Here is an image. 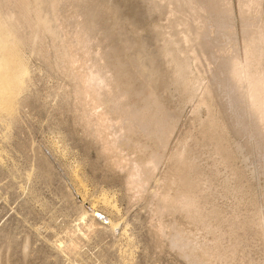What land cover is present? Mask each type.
Masks as SVG:
<instances>
[{
  "label": "rangeland",
  "instance_id": "374dc122",
  "mask_svg": "<svg viewBox=\"0 0 264 264\" xmlns=\"http://www.w3.org/2000/svg\"><path fill=\"white\" fill-rule=\"evenodd\" d=\"M231 3L238 57L250 78L264 84V29L244 43L237 0ZM32 4L42 35L34 41L35 28L27 29L32 40L20 28L17 36L22 32L19 39L29 42L19 48L24 74L8 108L0 103V264H264V150L250 126H239L243 112L232 107L216 63L190 61V79L200 83L191 94L171 82L157 86L174 120L164 144L123 119L116 106L92 110L108 115L109 138L121 131L114 154L122 168L116 167L83 123L69 73L54 64L52 35L72 38L81 27L107 25L102 7L115 6L118 28L129 36L136 29L134 37L145 45L142 54L129 52L131 63H150L138 81L144 89L160 63L146 31L159 18L140 12L142 0H60L55 16L49 3ZM247 4L258 6L260 16L251 24L259 27L264 0ZM115 36L96 32L89 53L102 54L120 39ZM230 52L228 46L222 55ZM128 104L133 108V100ZM120 121L130 130L119 128ZM153 159L158 165L149 168ZM134 164L147 177L139 192L127 186ZM181 195L195 211L164 208L163 198ZM90 207L111 224L101 223Z\"/></svg>",
  "mask_w": 264,
  "mask_h": 264
},
{
  "label": "bare ground",
  "instance_id": "6f19581e",
  "mask_svg": "<svg viewBox=\"0 0 264 264\" xmlns=\"http://www.w3.org/2000/svg\"><path fill=\"white\" fill-rule=\"evenodd\" d=\"M36 1L49 3L55 16L60 0H0V103H7L3 107L8 108L7 105L11 103L9 99L14 97H11V91L15 89L16 83L19 84L18 81L24 74V59L21 58L19 48L22 40L25 42L27 39H22L23 35L19 39L18 36L22 32L18 36L17 34L22 29L29 34L28 39L32 40L34 37L27 29L35 28L34 41L36 38L40 39L42 35V31L36 29L37 11L32 4ZM142 2L145 3V12H140L146 16L156 14L159 18L148 24L149 28L146 31L148 38L149 34L151 35L155 47L153 54L160 56V63L144 89L138 87V81L149 70L150 63L147 66V62L138 59L131 63L129 52L137 48V53L142 54L145 45L138 43L139 37H134L136 29L129 36L118 28L122 18L115 6L105 4L102 7L106 9L104 14L108 15L109 24L94 28L91 25L81 27L72 38L66 34L67 37L57 39L52 35L51 40L54 56L58 60L54 64L69 73L76 87V98L82 108L83 123L102 141L103 151L113 154L111 163L116 167L121 166L120 158L114 154L120 137L117 134L121 131L116 136L113 135V138H109L106 129L112 124L110 125L108 115L105 111L92 110L95 111L94 108L102 104L116 106L123 119L142 129L146 136L154 137L157 142L164 144L174 120L166 114L164 98L157 93V86L163 87L171 82L177 88L188 89L190 94L191 91H196L200 83L190 79L191 60H194L197 66L199 63L201 65L203 60L209 59L216 63L229 87L228 98L233 99L232 107L243 112V116L238 119L239 126L244 130L250 126L254 131L253 138L264 150V84L250 78L246 64L238 57L231 0H142ZM247 2L248 0H237L236 11L244 43L253 41L264 29V18L259 27H252L260 12L257 5L249 6ZM135 16L136 14L133 15ZM96 32L110 37L118 35L120 39L110 44L102 54L99 51L89 53L88 44ZM228 46L231 52L227 56L222 55ZM150 61L155 62V59L151 57ZM76 64L78 65L75 66ZM168 70L171 79H167ZM130 100H133V108L129 107ZM119 126L121 129L131 128L128 121H120ZM158 162V159H153L148 164L149 168L157 167ZM144 170L136 164L132 165L127 177V186L130 189L139 192L144 187L147 178ZM162 201L165 209H177L187 213L195 211L194 202L187 195H181L178 199L165 197ZM90 212L93 216L97 214L101 216L93 207H90ZM99 219L103 224H111L103 215ZM205 252L206 250L203 253Z\"/></svg>",
  "mask_w": 264,
  "mask_h": 264
},
{
  "label": "water",
  "instance_id": "95a60500",
  "mask_svg": "<svg viewBox=\"0 0 264 264\" xmlns=\"http://www.w3.org/2000/svg\"><path fill=\"white\" fill-rule=\"evenodd\" d=\"M98 218H102L101 216H99V215H96Z\"/></svg>",
  "mask_w": 264,
  "mask_h": 264
}]
</instances>
